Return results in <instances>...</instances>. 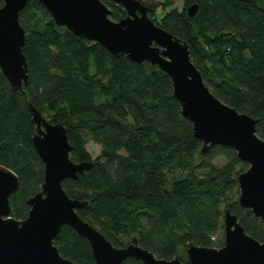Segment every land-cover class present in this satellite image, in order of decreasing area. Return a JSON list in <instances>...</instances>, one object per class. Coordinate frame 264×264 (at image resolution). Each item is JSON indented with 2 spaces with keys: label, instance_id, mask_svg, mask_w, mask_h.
<instances>
[{
  "label": "trees",
  "instance_id": "trees-1",
  "mask_svg": "<svg viewBox=\"0 0 264 264\" xmlns=\"http://www.w3.org/2000/svg\"><path fill=\"white\" fill-rule=\"evenodd\" d=\"M101 1L111 20L126 15L121 5ZM176 1L142 0L157 26L188 44L209 91L257 120L256 133L264 139V0H183L181 10ZM193 4L198 11L190 18L186 9ZM19 23L27 85L13 91L0 72V165L19 181L9 200L13 219L27 217L26 201L43 183V164L31 142L30 103L48 122L66 128L73 162L93 163L62 188L71 199L88 202L78 216L112 246L122 248L135 236L154 256L187 264L185 244L215 247L226 209L247 235L264 242L261 221L237 203L236 176L247 164L220 145L199 156L201 143L181 116L164 72L73 35L37 1L27 2ZM88 142L100 147L94 160ZM54 245L65 259L95 264L87 240L68 226ZM122 264L142 263L128 258Z\"/></svg>",
  "mask_w": 264,
  "mask_h": 264
},
{
  "label": "water",
  "instance_id": "water-1",
  "mask_svg": "<svg viewBox=\"0 0 264 264\" xmlns=\"http://www.w3.org/2000/svg\"><path fill=\"white\" fill-rule=\"evenodd\" d=\"M30 0H2L0 6V72L13 91H22L28 82V68L22 53L25 32L19 12ZM51 15L55 24L73 35L97 43L112 56L148 63L164 72L171 81L172 96L180 113L191 125L193 137L201 143L199 156L216 145L233 149L247 168L238 173L237 203L258 218L264 227V139L256 133L257 120L217 99L204 84L191 61L188 44L157 26L148 17L141 0H109L121 5L126 15L110 19L111 11L101 0H34ZM194 18L198 5L187 7ZM34 127L33 148L43 164L40 191L26 201L24 220L10 216L9 200L18 190L16 174L0 165V264H76L60 256L54 239L63 226L72 228L89 243L95 264H122L133 258L142 264H185L174 257L161 259L142 248L135 236L116 248L77 211L87 201L71 199L64 180H77L92 168V162L75 163L66 128L49 123L28 104ZM223 245L200 247L190 242L184 246L187 264H264V242L244 232L238 218L226 209L223 214Z\"/></svg>",
  "mask_w": 264,
  "mask_h": 264
},
{
  "label": "rangeland",
  "instance_id": "rangeland-1",
  "mask_svg": "<svg viewBox=\"0 0 264 264\" xmlns=\"http://www.w3.org/2000/svg\"><path fill=\"white\" fill-rule=\"evenodd\" d=\"M142 1V0H141ZM164 0H154L155 3H162ZM143 3V2H142ZM174 6L178 9L181 10L183 8V0H178L175 2ZM86 151L89 153L90 157L92 160L96 159L99 156L100 152V147L93 142H88L87 145L85 146ZM218 166L222 165V160H218L216 162ZM240 173V172H239ZM224 214V213H223ZM222 224H223V217H222ZM130 242V240H129ZM214 242H215V247L213 248H220L221 246L219 245L220 242H223V230L220 232L218 236L214 237ZM187 262V260H186ZM184 263V262H183Z\"/></svg>",
  "mask_w": 264,
  "mask_h": 264
},
{
  "label": "flooded vegetation",
  "instance_id": "flooded-vegetation-1",
  "mask_svg": "<svg viewBox=\"0 0 264 264\" xmlns=\"http://www.w3.org/2000/svg\"><path fill=\"white\" fill-rule=\"evenodd\" d=\"M1 6V5H0ZM50 123V122H49Z\"/></svg>",
  "mask_w": 264,
  "mask_h": 264
}]
</instances>
